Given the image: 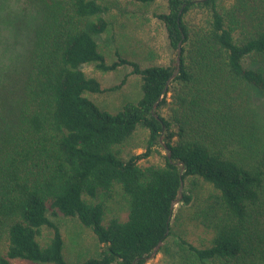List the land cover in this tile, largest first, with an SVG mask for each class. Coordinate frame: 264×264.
<instances>
[{
    "label": "trees",
    "instance_id": "16d2710c",
    "mask_svg": "<svg viewBox=\"0 0 264 264\" xmlns=\"http://www.w3.org/2000/svg\"><path fill=\"white\" fill-rule=\"evenodd\" d=\"M104 10L0 0V264H145L183 211L207 234L177 235L174 264H264V0H167L155 16L174 56L146 66L107 62ZM85 64L129 65L139 97L102 108L87 94L125 78L102 87ZM115 189L125 212L107 218ZM56 214L90 229L97 256L66 259Z\"/></svg>",
    "mask_w": 264,
    "mask_h": 264
},
{
    "label": "rangeland",
    "instance_id": "374dc122",
    "mask_svg": "<svg viewBox=\"0 0 264 264\" xmlns=\"http://www.w3.org/2000/svg\"><path fill=\"white\" fill-rule=\"evenodd\" d=\"M98 2L106 6L103 15L111 22L108 32L96 36L100 50L106 55L108 63L116 61L120 56L137 61L141 66L151 63L166 64L174 56L173 49L167 43L164 27L155 16L165 9L167 0H156L151 4L130 0H98ZM81 67L87 76L98 78L102 87L116 85L125 78V82L116 90L87 94L102 108L114 112L125 98L134 100L139 97L140 79L131 73L129 65L120 64L115 70L108 72L100 71L92 64ZM139 138L140 136L136 137L134 142ZM160 150L163 154L166 153V150L162 148ZM134 151L139 153L141 148L135 147ZM103 200L107 206V218L125 212V201L119 189H115L112 198L108 200L103 198ZM187 214V211H183L177 218L175 216L172 219L174 235L169 238V247L161 252H155L145 264H174L176 258H172V254L177 249V235H184L187 240L195 243H200L199 240L204 239L207 233L202 227L189 222ZM50 217L60 228L65 242V256L70 263L97 256L100 246L95 235L90 229L82 226L77 218L61 214ZM48 233V230H43L44 236L47 237ZM11 264L39 263L16 258L11 260Z\"/></svg>",
    "mask_w": 264,
    "mask_h": 264
},
{
    "label": "water",
    "instance_id": "95a60500",
    "mask_svg": "<svg viewBox=\"0 0 264 264\" xmlns=\"http://www.w3.org/2000/svg\"><path fill=\"white\" fill-rule=\"evenodd\" d=\"M179 50H180V49H178V53H179ZM176 62H177V63L179 62V56H178V54H177V56H176ZM163 146H164L165 149L167 150V152H166V153H167V156L170 158L171 153H170V151L167 149L166 144L163 143ZM180 194H181V188L179 189V195H180ZM177 202H178V199H175V200L172 202V204H171V208H173ZM155 252H156V247L154 248V250H153V252L151 253V255H153Z\"/></svg>",
    "mask_w": 264,
    "mask_h": 264
}]
</instances>
